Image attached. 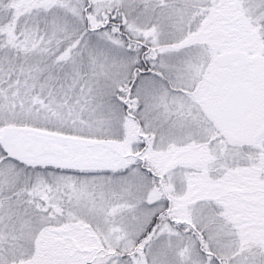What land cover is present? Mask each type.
<instances>
[{
	"label": "snow or ice",
	"instance_id": "snow-or-ice-1",
	"mask_svg": "<svg viewBox=\"0 0 264 264\" xmlns=\"http://www.w3.org/2000/svg\"><path fill=\"white\" fill-rule=\"evenodd\" d=\"M0 264H264V0H0Z\"/></svg>",
	"mask_w": 264,
	"mask_h": 264
}]
</instances>
